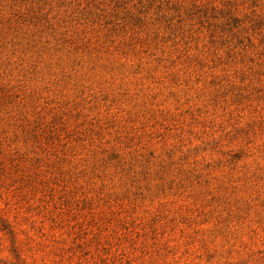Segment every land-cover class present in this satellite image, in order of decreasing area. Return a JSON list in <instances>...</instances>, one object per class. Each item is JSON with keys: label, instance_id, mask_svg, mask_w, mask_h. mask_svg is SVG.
Listing matches in <instances>:
<instances>
[{"label": "rangeland", "instance_id": "374dc122", "mask_svg": "<svg viewBox=\"0 0 264 264\" xmlns=\"http://www.w3.org/2000/svg\"><path fill=\"white\" fill-rule=\"evenodd\" d=\"M0 264H264V0H0Z\"/></svg>", "mask_w": 264, "mask_h": 264}]
</instances>
